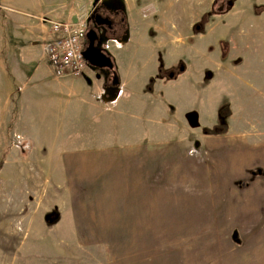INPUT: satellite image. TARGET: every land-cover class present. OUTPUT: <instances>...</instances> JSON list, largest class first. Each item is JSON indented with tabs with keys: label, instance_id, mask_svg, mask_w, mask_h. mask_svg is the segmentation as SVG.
Listing matches in <instances>:
<instances>
[{
	"label": "rangeland",
	"instance_id": "rangeland-1",
	"mask_svg": "<svg viewBox=\"0 0 264 264\" xmlns=\"http://www.w3.org/2000/svg\"><path fill=\"white\" fill-rule=\"evenodd\" d=\"M162 7L165 5L154 4L150 7V13L154 11L158 14ZM181 8L177 23L181 24L186 39L188 30L192 27L195 35L206 31L204 36L192 40L195 47L206 46L205 43L219 37L217 46L221 54L222 75L213 82L198 86L193 84L195 80L190 76L186 83H192L193 88L189 90L188 100L182 102L181 108L176 109L166 123V120L162 121L156 115L149 117L148 114L153 115L154 112L147 108L141 109L140 113L129 119L120 116L124 124H127L128 120L131 121L129 126L134 129H130V132L105 133L77 129L70 134H49L46 133L44 124H37V115L34 112H20L17 97L8 102L9 106H4L3 127L0 125V264H136L138 261L142 263L147 254H155L158 258L162 253L188 254L184 259L186 262L206 264L213 242L224 239L217 237L218 231L224 232L226 236L230 233V242L235 243L234 246L238 249H243L245 239L260 236V212L264 196H260L259 189L255 185L245 187L244 180L236 181L237 175L230 169L222 171L218 165L221 154L211 146L213 142L208 141L209 145L204 146L199 144V147L192 144L195 149L190 148L191 145L188 146L186 142L178 144V138L194 135L195 132H200L201 127L194 128L195 131L192 129L194 134H185L183 130L178 132L173 122H178L184 111L192 110L198 114L199 119H189V125L196 127L212 118L216 123L204 127L205 130L213 129L216 134L230 133L228 139L249 140L251 156L254 151L262 150L264 0H233L231 5L230 0H182ZM145 12L149 13V8H146ZM157 21L158 25H163L165 17L160 16ZM84 22L87 27H93L87 20ZM77 24L79 23L74 25ZM124 27L127 29L126 22ZM98 31L102 35L103 30ZM151 32L150 36L154 37L155 33ZM119 34H123L122 31L119 30L118 35L112 37L105 36L106 41L100 47L106 55L109 56L103 48L107 47V43L127 44L128 49L142 43L139 39L128 41L127 36ZM74 37L78 39L82 52L87 43L86 32L83 36ZM153 40L154 38L150 39ZM114 49L111 47L109 51L117 53ZM114 65L119 70L116 60ZM223 67L228 69L223 71ZM86 68L106 81L105 69H97L88 64ZM122 68L125 69L126 66ZM174 73L179 74V70L174 69L172 74ZM165 75L167 76V73ZM104 91L107 96L108 90ZM151 104H161L156 95L149 100V108ZM111 120L118 124L117 116ZM41 122L44 123V120ZM103 123L109 124L111 121L105 120ZM168 125L172 129L171 134L155 132ZM41 129L44 133H35ZM229 129L230 132H227ZM140 131L144 133L143 137ZM154 134L167 136L164 140L170 141L161 146H154L151 143ZM210 134L214 136L213 133ZM58 135L60 139H57ZM135 139L145 141V147L151 151L166 153L164 157L157 156L154 165H149L153 168L150 174V188L155 192L148 194L151 201H155L154 218L152 214L147 213L146 207L135 202L127 206L123 214L126 226L121 223L115 226L116 228H108L97 197L94 195L89 203L84 200L86 195L102 192L77 190L67 192L72 195L77 193L81 198V203L77 204L79 211L75 216L53 213L52 209L58 206L55 203L59 201L58 193L51 192L45 197L40 195L42 192H50L47 186H53L52 182H47V174L55 167L51 163L55 160L53 144H61V154L89 148H93L92 151L97 154L102 153L94 162L104 164H97L96 168L102 178L107 176V182H110L111 177L121 170L119 162L123 150L119 145L133 144ZM99 142H109L112 145L109 148L95 149ZM191 150L194 152L191 153ZM255 160L258 163L262 161L259 158ZM191 161L198 162V173L193 174L189 170V176H183L182 185H178L176 177L172 174L174 168L184 164L187 171ZM94 167L91 165V169ZM61 170L66 176H79L83 169L75 165L61 164ZM251 172L252 177H263L264 167L256 165ZM260 183L264 187V178H261L258 186ZM172 189L188 192H166ZM62 191H66V188L60 189L61 193ZM165 194L169 195V200L163 203ZM236 200H240V203H235ZM226 211L231 214L220 217L219 214ZM46 216H49L50 220H46ZM149 223L155 225V233L148 228ZM64 226H67V229H61ZM148 232L154 235L153 241L156 243L144 244ZM161 237L165 239L164 242L160 241ZM251 248L253 246L248 244L247 250Z\"/></svg>",
	"mask_w": 264,
	"mask_h": 264
},
{
	"label": "crops",
	"instance_id": "crops-1",
	"mask_svg": "<svg viewBox=\"0 0 264 264\" xmlns=\"http://www.w3.org/2000/svg\"><path fill=\"white\" fill-rule=\"evenodd\" d=\"M107 1L111 0H0V125L2 127L4 106L6 107V104L9 106L8 102L12 101L13 97H17L20 112L26 111V114L34 112L37 115V124H44L46 133L49 134H70L77 129L105 133L130 132V129H134L129 126L131 121L128 120L127 124H124L120 116H126L129 119L134 114L140 113L141 109L148 108L154 112L153 115L148 114L149 117L156 115L158 119L166 120V123L170 120L169 116H172L176 109L181 108L182 102L188 100V93L193 88V84L198 86L210 83L222 75L221 54L217 46L219 37L205 43L206 46L195 47L192 40L204 36L206 31L195 35L192 27L190 31L188 30L186 39V33L182 30L181 24L177 23L178 15L182 12V0H113L120 3L124 11L128 41L132 39L142 41L131 49L123 43H119L120 45L107 43V47L103 48L107 50L113 64L115 60L119 64V70L114 65L119 84L113 88H105L106 83L101 79L102 76L94 74L87 68L79 77L55 76L49 64L47 52L52 38L50 22L74 24L79 20H86L97 2ZM154 4L165 5V7H162L158 14L154 11L150 13V7ZM146 8H149V13L145 12ZM160 16L165 17L163 25L157 24ZM151 31L155 33L154 37L150 36ZM151 38L154 40L150 41ZM111 47L115 48L117 53L110 52ZM124 65L125 69L122 68ZM160 68L163 72L161 76H159ZM174 69H178L179 74L173 75ZM227 69L223 67V71ZM190 76L194 78L195 83H186ZM149 85L150 89H148ZM104 90H108L113 97L105 96ZM154 95L159 98L161 104H151L149 108V100ZM159 115L165 118L162 119ZM189 115L199 119L195 111H184L179 121L173 122L175 129L178 132L183 130L185 134H194L192 129L199 126L200 132L178 138V144L186 142L188 146L191 145L190 148L195 149L192 144L199 147V144L204 146L209 145L208 141L213 142L211 146L221 154L218 165L222 171L230 169L237 175L236 181L244 180L245 187L255 185L259 189L260 196H264L262 183L258 186L264 176H251L253 172L251 170L256 165L264 167V144L261 143L263 147L261 151H254L251 156L249 140L228 139L231 134L226 132L214 134V136L205 134L204 127H210L216 121L210 118L209 122L204 121L194 127L188 124ZM115 116H117L118 124L113 123L114 119L111 120ZM41 120H44V123H40ZM105 120L111 123L104 124ZM31 131L34 132L32 129ZM39 132L44 133L43 129L35 131V133ZM155 132L171 134L172 129L168 125ZM227 132H230V129ZM140 133L143 137L144 133L142 131ZM155 134L151 141L154 146H161L170 141L164 140L167 136ZM60 138L58 135L57 139ZM110 145L112 144L109 142H99L95 149L109 148ZM145 145V141L138 139H135L133 144H120L119 147L123 150L119 162L120 173L113 175L111 181L107 182V176L102 178V174H99L100 171L96 168L97 164H104L94 162L102 153L97 154L92 151L93 148H89L61 154L59 151L61 144H53L55 160L51 163L55 167L47 174V182H52L53 186H47L50 192H42L40 195L45 197L51 192L58 193L59 201L55 202L58 206L52 209L53 213L61 216L64 214L75 216L79 211L77 204L81 203V198L77 196V193L72 195L67 192H102L86 195L84 200L89 203L94 195L97 197L102 217L108 228H114L121 223L126 226L123 214L127 206L135 202L146 207L147 213L152 214L154 218L155 201H151L148 194V192H155L150 188V174L153 168L149 165H154L156 157H164L166 153L151 151ZM192 152L194 151L191 150ZM256 158L262 159L261 163H258ZM61 164L75 165L83 170L79 176H66L61 170ZM91 165L95 167L91 169ZM142 166H148L150 169ZM198 166L197 161H191L187 171L184 164L174 168L172 174L176 177V183L182 185V178L185 175L189 176V170L197 174ZM56 188H58L57 191ZM64 188L66 191L61 193L60 189ZM166 192L188 191L172 189ZM167 200L169 195L165 194L163 203ZM234 202L240 203V200ZM261 205L263 206L260 212V236L245 239L243 249H238L234 246L235 243L230 242V233L226 236L224 232L218 231L217 237H224V239L213 242L211 255L206 264H264V202ZM75 208H77L76 211H74ZM229 214L231 212L226 211L219 215L222 217ZM230 227L232 229V226ZM148 228L155 233V225L149 223ZM61 229H67V226ZM153 240H155L154 235L148 232L144 244L156 243ZM160 241L164 242L165 239L161 237ZM248 244L253 248L247 250ZM242 250L245 252H238ZM186 256L189 255L162 253L157 258L155 254H147V258L143 259L142 263H139L138 258L136 264H193L184 260Z\"/></svg>",
	"mask_w": 264,
	"mask_h": 264
},
{
	"label": "built area",
	"instance_id": "built-area-1",
	"mask_svg": "<svg viewBox=\"0 0 264 264\" xmlns=\"http://www.w3.org/2000/svg\"><path fill=\"white\" fill-rule=\"evenodd\" d=\"M78 23H50L53 40L48 46V58L56 76H80L85 69L86 62L81 55L79 41L74 35L83 36L86 25L84 21Z\"/></svg>",
	"mask_w": 264,
	"mask_h": 264
},
{
	"label": "flooded vegetation",
	"instance_id": "flooded-vegetation-1",
	"mask_svg": "<svg viewBox=\"0 0 264 264\" xmlns=\"http://www.w3.org/2000/svg\"><path fill=\"white\" fill-rule=\"evenodd\" d=\"M88 17L91 18L89 22L90 25L94 27L91 28L95 29L99 39L102 38L101 36L106 39V37L118 35L119 30L123 33L119 35L125 36V15L120 3L114 2L113 0L107 2H99L94 6V10L90 12ZM96 22H99L100 25H97ZM88 28L89 27H87V29ZM98 30H103V32L101 31L102 35ZM114 74L116 75L114 68L113 70H106L105 88L114 87L111 84Z\"/></svg>",
	"mask_w": 264,
	"mask_h": 264
},
{
	"label": "water",
	"instance_id": "water-1",
	"mask_svg": "<svg viewBox=\"0 0 264 264\" xmlns=\"http://www.w3.org/2000/svg\"><path fill=\"white\" fill-rule=\"evenodd\" d=\"M90 17L87 18V21H90ZM90 23V22H89ZM97 25H100L99 22H96ZM98 38V35L95 29L89 27L86 32V47L82 51V56L88 65L97 69L113 70L114 64L111 57L106 55L101 50V44L105 42ZM111 84L117 86L119 84L117 76L114 74ZM194 116H190L189 119H193ZM46 220H50L49 216H46Z\"/></svg>",
	"mask_w": 264,
	"mask_h": 264
},
{
	"label": "trees",
	"instance_id": "trees-1",
	"mask_svg": "<svg viewBox=\"0 0 264 264\" xmlns=\"http://www.w3.org/2000/svg\"><path fill=\"white\" fill-rule=\"evenodd\" d=\"M232 1H233V0H230V5H231ZM124 35L126 36V33H125ZM162 73H163V72H162V69L160 68V69H159V76H161ZM150 83H152V80H150ZM108 89H109V88H108ZM148 89H150V85L148 86ZM107 94H108L107 97H113V95H112L111 93L107 92ZM204 133L210 135V133H213V134H214L215 131H214L213 129H212V130H204ZM215 134H216V133H215Z\"/></svg>",
	"mask_w": 264,
	"mask_h": 264
}]
</instances>
